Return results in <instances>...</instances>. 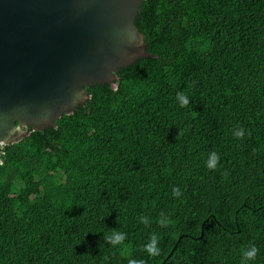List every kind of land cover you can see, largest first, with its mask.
<instances>
[{
  "label": "trees",
  "instance_id": "trees-1",
  "mask_svg": "<svg viewBox=\"0 0 264 264\" xmlns=\"http://www.w3.org/2000/svg\"><path fill=\"white\" fill-rule=\"evenodd\" d=\"M134 23L156 57L2 147L0 264H264V0H144Z\"/></svg>",
  "mask_w": 264,
  "mask_h": 264
},
{
  "label": "water",
  "instance_id": "water-1",
  "mask_svg": "<svg viewBox=\"0 0 264 264\" xmlns=\"http://www.w3.org/2000/svg\"><path fill=\"white\" fill-rule=\"evenodd\" d=\"M144 0H0V142L54 126L148 53Z\"/></svg>",
  "mask_w": 264,
  "mask_h": 264
},
{
  "label": "clouds",
  "instance_id": "clouds-1",
  "mask_svg": "<svg viewBox=\"0 0 264 264\" xmlns=\"http://www.w3.org/2000/svg\"><path fill=\"white\" fill-rule=\"evenodd\" d=\"M178 100L179 102L181 103V106H184V105H187L189 103L188 99L183 96V95H180L178 97ZM242 134V133H241ZM219 160V157L213 153L211 155V157L209 158V161H208V167L209 168H212L214 169L217 165V162ZM181 193H180V190L179 188H174L173 189V195L174 196H179ZM142 221L144 223H148L147 219L146 218H141ZM112 245H118V244H121L125 238H126V233H121V232H113L111 235H108L105 237ZM145 250L147 253H149L150 255H158L159 254V248H158V239L155 235H153L151 237V240L149 243L146 244L145 246ZM255 249H252L251 251L247 252L245 254L246 258L248 259H252L255 257ZM132 264H134V262H132Z\"/></svg>",
  "mask_w": 264,
  "mask_h": 264
},
{
  "label": "built area",
  "instance_id": "built-area-1",
  "mask_svg": "<svg viewBox=\"0 0 264 264\" xmlns=\"http://www.w3.org/2000/svg\"><path fill=\"white\" fill-rule=\"evenodd\" d=\"M5 144L3 143V142H0V156L2 155V150H3V146H4ZM0 162H2V160H0Z\"/></svg>",
  "mask_w": 264,
  "mask_h": 264
}]
</instances>
